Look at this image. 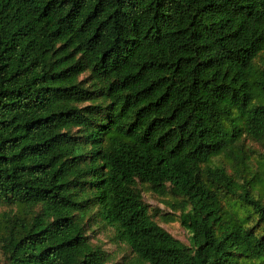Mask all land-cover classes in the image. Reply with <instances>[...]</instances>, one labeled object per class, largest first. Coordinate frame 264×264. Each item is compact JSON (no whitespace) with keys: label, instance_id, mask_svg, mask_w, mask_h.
<instances>
[{"label":"trees","instance_id":"16d2710c","mask_svg":"<svg viewBox=\"0 0 264 264\" xmlns=\"http://www.w3.org/2000/svg\"><path fill=\"white\" fill-rule=\"evenodd\" d=\"M263 50L264 0H0L3 264H117L94 226L124 264H264Z\"/></svg>","mask_w":264,"mask_h":264},{"label":"rangeland","instance_id":"374dc122","mask_svg":"<svg viewBox=\"0 0 264 264\" xmlns=\"http://www.w3.org/2000/svg\"><path fill=\"white\" fill-rule=\"evenodd\" d=\"M261 57L264 58V50L261 53L260 58ZM84 75L85 74L82 73L81 77ZM243 147L245 152L248 153L252 158V169L256 168L257 175L264 176V170H259L257 166L258 160H262V162H264V144L245 137ZM212 161L224 163L228 170H231L229 162L223 153L214 156ZM139 187L141 188L142 198L146 202L149 213L151 214L153 220L161 227L166 229L169 233H171L174 237L188 244L190 234L189 231L180 223V209H174L169 204L170 202L176 201V198L169 193H166L165 195L158 194L149 189L146 184L139 183ZM255 192L257 194H261L264 199V185L258 183L255 188ZM3 210H9V207L5 205L0 206V211ZM87 233L89 240L93 244L100 245L111 254V262L124 264L133 256L128 247L113 241V232L109 227L94 226V229L87 230ZM3 262L4 258L0 250V264H3Z\"/></svg>","mask_w":264,"mask_h":264}]
</instances>
